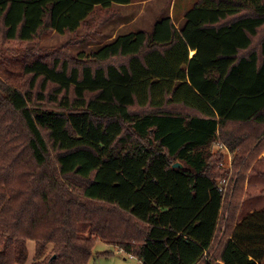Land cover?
<instances>
[{"label": "trees", "instance_id": "trees-1", "mask_svg": "<svg viewBox=\"0 0 264 264\" xmlns=\"http://www.w3.org/2000/svg\"><path fill=\"white\" fill-rule=\"evenodd\" d=\"M130 3L0 0V39L83 26L84 44ZM186 20L78 62L20 51L24 84L0 78V264H26L29 241L33 264H89L99 241L142 264H264V212L235 223L264 153V0H199Z\"/></svg>", "mask_w": 264, "mask_h": 264}, {"label": "rangeland", "instance_id": "rangeland-1", "mask_svg": "<svg viewBox=\"0 0 264 264\" xmlns=\"http://www.w3.org/2000/svg\"><path fill=\"white\" fill-rule=\"evenodd\" d=\"M197 0H178L175 16H180L181 12L193 6V3ZM115 14L108 20V16L99 15L98 20L94 22L93 25H97L100 20H106L107 22L103 25L101 29H98L93 38L91 37L84 44L74 43L77 37H83L86 33L85 27H81L78 33L75 34H65L59 35L55 32L48 31L46 32L41 39L37 40L30 44V47H27L25 44L19 42H9L4 39H0V50L3 53L0 54V78L8 77L13 79V84L21 86L24 84L22 80V69L21 66L16 62L21 56V50L28 54L34 53V56L41 58H46L49 55H68L75 62L80 61V54L90 55L91 53L99 50L104 47L105 44L112 42L113 39L125 33L126 30L138 31L140 28L150 29L153 25V10L143 8V13L145 11L150 12V19L144 18L143 14H140L139 19H136V22L133 24L135 27L127 25V19L130 16V11L122 7H114ZM169 7H166L163 4L154 9V14L165 15V12L169 11ZM138 9L131 10V14L136 13ZM101 11L99 8L96 9V12ZM95 12V13H96ZM120 16L126 25L122 26L118 24L115 17ZM114 18V19H113ZM114 21H113V20ZM144 20V21H143ZM113 21V22H112ZM120 22V21H119ZM92 26V25H90ZM105 28V29H104ZM102 32V33H101ZM36 51V52H34ZM23 52V53H25ZM23 55V54H22ZM7 66L6 69L4 67ZM213 152L217 151L216 144L211 146ZM225 153V152H224ZM233 154L227 150L225 153L224 163L219 165V168L222 171H225V177L220 180V186L224 189H227L230 184V179L233 177ZM260 172V173H259ZM227 181V183H225ZM250 186V187H249ZM247 192L244 195L242 202L240 204L239 212L236 217L235 223H240L248 215L253 212H264V153L259 158L257 164L252 168L249 180L246 183ZM229 215L226 213L225 207L222 210V218L218 226V236L215 245V251L218 250L219 241L222 240L227 235L229 224ZM234 224V223H233ZM235 225V224H234ZM95 252L97 253V259H92L89 264H142V261L138 257L130 258L129 255L122 253L118 246H110L102 241H99L95 247ZM111 253L112 257L104 258L106 254ZM213 255H209L211 258Z\"/></svg>", "mask_w": 264, "mask_h": 264}, {"label": "crops", "instance_id": "crops-1", "mask_svg": "<svg viewBox=\"0 0 264 264\" xmlns=\"http://www.w3.org/2000/svg\"><path fill=\"white\" fill-rule=\"evenodd\" d=\"M198 1L199 0L195 1L193 3V6H190V7L186 8V9H184L181 12V14H180L181 17H179L178 15L175 16V9H176L178 0H131L130 4L115 5L117 7L119 6V7H122L124 9L130 11V16L128 17L126 23H127V25L132 26V28L135 27L133 24L136 22V19H139L140 14H143L144 18L150 19V17H151L150 12L149 11H145L143 13V11H142L143 8L147 7V9H150V11L153 10V15H155V16H152L153 17V25H152V27L150 29L140 28L138 31H132V30L128 31V30H126L125 33H123L122 35L131 34V33H138V32H146V31L149 32L155 27V25L158 22H160V21H162V20H164L166 18H171L173 20L174 24L176 25V27L179 30H182L185 27L186 23H187L186 15H187L188 11H190L197 4ZM163 3H164V5L166 7L170 8L169 11L165 12V15H161V16L159 14H154V9L155 8L157 9L159 7V5H161ZM134 9H138V10H137L136 13L131 14V10H134ZM114 20H116L118 22V24H120L122 26L126 25V23H124L125 20L124 19L122 20V18L120 16L115 17ZM66 34H68V33H66ZM122 35H120V36H122ZM118 37L113 39L112 42L115 41ZM112 42H110V43H112ZM110 43H107V44H110ZM107 44H105V45H107ZM192 52L190 53V57H193L195 55V53H196V52H194V54H192ZM28 249H29V260H28V262L26 264H33V262L35 261L34 259H35V254H36V244H35L34 241H29L28 242ZM49 249L51 250L52 246H49ZM95 255H97L96 252H95ZM104 258L107 259V258H110V257H104ZM93 259L95 260V259H97V257L95 256V258H93Z\"/></svg>", "mask_w": 264, "mask_h": 264}, {"label": "water", "instance_id": "water-1", "mask_svg": "<svg viewBox=\"0 0 264 264\" xmlns=\"http://www.w3.org/2000/svg\"><path fill=\"white\" fill-rule=\"evenodd\" d=\"M174 167H176V168H181L182 165H181L180 163H176V164H174Z\"/></svg>", "mask_w": 264, "mask_h": 264}, {"label": "built area", "instance_id": "built-area-1", "mask_svg": "<svg viewBox=\"0 0 264 264\" xmlns=\"http://www.w3.org/2000/svg\"><path fill=\"white\" fill-rule=\"evenodd\" d=\"M120 251H121V252H123V250H122V249H121ZM130 258H134V257L130 256Z\"/></svg>", "mask_w": 264, "mask_h": 264}]
</instances>
